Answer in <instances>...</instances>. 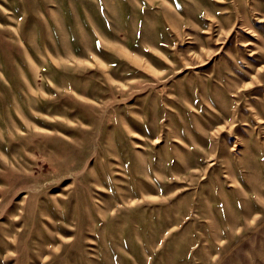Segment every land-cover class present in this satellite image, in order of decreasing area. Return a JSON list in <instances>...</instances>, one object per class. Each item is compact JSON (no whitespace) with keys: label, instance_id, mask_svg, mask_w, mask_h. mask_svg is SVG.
Masks as SVG:
<instances>
[{"label":"rangeland","instance_id":"rangeland-1","mask_svg":"<svg viewBox=\"0 0 264 264\" xmlns=\"http://www.w3.org/2000/svg\"><path fill=\"white\" fill-rule=\"evenodd\" d=\"M0 264H264V0H0Z\"/></svg>","mask_w":264,"mask_h":264}]
</instances>
